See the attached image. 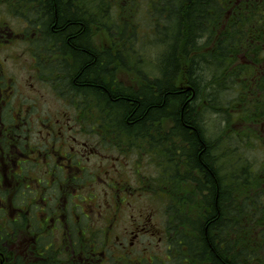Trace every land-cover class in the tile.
Here are the masks:
<instances>
[{"label":"trees","instance_id":"16d2710c","mask_svg":"<svg viewBox=\"0 0 264 264\" xmlns=\"http://www.w3.org/2000/svg\"><path fill=\"white\" fill-rule=\"evenodd\" d=\"M12 1L16 2L3 0V3L12 6ZM140 1L23 0L19 6L26 11L18 13L40 33L33 41L36 48L42 41L46 45L45 54L52 44L56 45V62L49 63L51 73L58 78L66 75L62 80L66 81L67 93H75L81 107L90 97L97 100V108L104 117L100 116V121L95 123L96 129L101 126L105 135L116 132L117 137L124 140L161 128L169 134L167 139L162 136L160 145L166 147L167 141L172 142L173 138L187 143L181 156H187L189 168L198 170L202 176L201 180L196 179L199 188L194 194L184 190L158 193L163 200L181 209L190 211L188 205L197 204L192 209V216L197 214L196 217H173L175 227L171 230L172 236L169 234L170 252L176 254L174 258L170 256L175 260L173 264H264V250L245 245L253 240L254 235H251L257 226L264 224L259 219L264 206L260 205L256 191L259 188L256 185L263 181L260 183L254 176L251 165L238 159V172L228 173L234 182L226 181L223 186L218 167L223 161L221 157L227 156L219 143H208L201 120L205 108L200 111V106L205 98L211 101V110L217 113L229 114L239 106L235 105L236 101L223 104L217 92H211L210 97L205 95L208 81L203 72L197 73L200 63L204 60L210 63L214 68L212 77L219 82L217 85L225 86L228 91L238 86L237 102L249 103L244 105L248 112L242 120L262 118L252 114L264 113L263 68L255 78L261 90L255 91L252 104L248 92L255 86L245 84L253 83L254 65L264 66V0H152L148 13L154 25L153 37L168 41L160 57L163 78L150 80L144 76V82L139 81L136 89L116 78V71L126 68L121 63H125V58L117 42L124 41L125 37L131 45L138 38L143 41L141 35H145V31L136 20L141 13ZM91 24L106 28L107 37L108 34L120 35L121 40H114L108 48L104 43L96 46ZM39 59L46 61L41 50ZM239 79L243 80L238 83ZM175 121V127L165 128ZM248 135L251 132L239 133L247 147ZM156 138L152 135L151 139ZM217 149L219 155L215 154ZM168 154L171 157V153ZM203 173L207 178H203ZM180 178L189 179L184 175ZM194 196L198 200L194 201ZM257 238L264 239V231Z\"/></svg>","mask_w":264,"mask_h":264},{"label":"rangeland","instance_id":"374dc122","mask_svg":"<svg viewBox=\"0 0 264 264\" xmlns=\"http://www.w3.org/2000/svg\"><path fill=\"white\" fill-rule=\"evenodd\" d=\"M15 1H12V6H9L3 3V0H0V21L7 22L10 28L13 29V32L19 34L17 42H11V46H5L6 48L0 51V59L3 60L10 75L19 81L26 79L25 84L28 90L33 89L32 92H36L35 98L29 99L28 105H26L29 108L26 111H32L36 118L40 117L38 120H42L41 116L50 114L51 121L59 125V128H62L65 124L60 120L64 118L66 124L71 123L74 126L71 130L66 125L64 133L65 135L68 134V136L73 135L75 137L76 140L70 145H74L76 149L83 153V165L90 168L89 170L92 173L91 178L93 180L91 181V178H89L90 175L89 177L83 178V182L87 181L88 183L85 184L84 191L81 193L88 196L89 192H94L96 196L93 202L99 205H106L109 202L115 203L116 198L112 191V185L115 184V180H123L127 188L135 189L133 193H136V196L131 195L128 197L127 200L130 203L124 206L125 208L121 215L115 220L117 223L113 233L116 238L118 236L119 240H116L117 243L114 244V263L109 264H173L175 261L173 258L176 254L173 252V256L170 252L171 247L169 246V234L172 236L171 230L175 227L172 223L176 222V219L173 220V217L180 218L185 215H191L193 217L192 209L194 206L197 207V204L188 205L190 211L181 209L172 206L169 201L166 202L163 200L162 197L158 196V193L166 191L173 194L179 192V190H184L194 194L195 190L199 188L200 183L196 179L201 180L202 176L198 173V170L189 168L186 159L187 156H181V151H186L185 146H187V143L173 138L172 142L170 141L171 139L167 141L166 147L160 145L162 138L155 142L158 132L160 133V137L163 136L164 139H167L169 134V131L162 130L161 128L157 130L151 129L149 133L147 131L136 137L129 136L124 140L118 138L116 132V134L113 132L110 135L108 133L105 135L104 131L100 128L101 126L96 129L97 126L95 123L100 121V116L104 117L99 108H97V100L95 101L90 97V100L84 101L86 104H81L83 105L82 107H86L87 109L82 108L80 106V100L78 101V96L74 95L75 93H66L67 90H62V96V94L57 92L59 90H56L52 83L46 85L40 77H36V71H34L32 64H34V59L40 58V50L45 55L46 60L48 59L49 62L54 63L56 48L53 44L50 47L48 45L47 48H49L44 54V46L46 47V45L42 41L41 44L37 45L38 48L35 45H31L30 47L26 44V37L31 36L33 38L34 31H37L35 26L29 24L26 18L19 15V13L26 11L19 6V2L23 0ZM151 1H140L141 13L138 14L139 17L136 20L140 21L142 30L145 31V35H141L143 39L141 42L140 38H138L131 45L125 41L128 39L127 37L124 38V41L121 40L120 35L114 36L108 34L107 37L106 28L104 30L100 26L97 28L96 25L91 24L96 46L104 43L103 46L108 48V44H112L114 40H121L117 44L120 43L118 47L122 48L121 54L125 58V63H121L126 68L117 70L116 78L122 84L136 89L139 87V81L141 83L144 82V76H148L150 80L163 78L160 70V57L165 53V46L168 41L165 39L158 41L153 37L154 25L148 13ZM39 34L36 33L35 38ZM42 37L43 34L39 39L41 40ZM28 41L30 44L33 43L32 39ZM34 65L36 66V64ZM200 67H198L199 70L197 73L201 74L203 72V76L208 81L206 84L207 87H204L205 95L210 97L211 92H217L222 97L223 104L228 105V101H236L234 102L235 105L240 108L241 106L237 102L240 95V92L238 93V86H234L229 91L225 90V86L221 87L217 85L219 82L217 83L214 80L215 78L212 77L214 68L212 66L210 67V63L204 60L200 63ZM257 70L259 71L257 72ZM261 71L262 68H260V65H256L255 76L260 75ZM54 75L56 76V74ZM255 76L252 78H255ZM225 79L221 82L222 84ZM219 80L221 81L222 79L220 78ZM242 80L239 79L238 83ZM178 85L180 84L178 83ZM245 85L254 87V84L252 83L250 85L249 82ZM73 95L74 97H72ZM248 95V98H251L253 101L254 98L250 96L249 92ZM205 99L203 106H200V111H203L205 108L201 116L204 137L207 138L210 145L213 142L219 143L221 150L225 153V157L227 156L225 159L221 157L223 161L222 163L220 162V167H218L219 176L224 183L223 186H225L226 181L228 183L234 182L228 176V173L234 172V170L238 172V159H243L247 165H251L252 171H255L254 176L260 180V183L263 181L260 185H256L259 187L256 191L259 192L258 200L260 205L264 206V125L261 126L264 124V117L255 121L254 125H251L252 120L247 122L238 119V107L237 110H230L228 112L229 114L226 112L217 113L211 110V101L207 98ZM14 105L18 110L25 104L21 101H15ZM43 111L44 113H36ZM34 123L40 122L36 120ZM170 126L171 124L169 123V127L165 128L169 129ZM244 126L256 128V131L251 132L252 136L248 135L247 141L249 147H247V144L242 143L239 138V132ZM38 129L40 127L35 128V130L32 129L31 137L34 143L40 144L42 140H39L43 134L46 135L47 129L43 130V134ZM152 135L155 136V141L154 139L152 141ZM131 143L133 146L129 147ZM168 153H171V157ZM215 154L219 155L218 149L215 151ZM171 159L173 160L172 162L170 161ZM183 175L189 179L186 181L180 180V177ZM220 178L219 183L220 187H222ZM110 181L112 185L109 183ZM76 187L78 186L76 185ZM140 188H142L143 192L137 194ZM69 195L70 193L67 196ZM57 197L58 195L56 194V197H54L56 200H53V205L56 206H58L57 201L59 200L60 203V200H62V198L57 199ZM193 198L194 201L198 200L197 196ZM194 213H197V210ZM259 217L260 222L264 223V213ZM140 218L144 220L149 219L151 223L150 227L156 234L141 235L138 239L136 238V244L129 248L126 244H128L130 232L131 230L137 231L135 226ZM98 220L104 221L100 218V215ZM262 231H264V224L257 226V229L251 235H254L252 237L253 240L250 242L247 241L245 245L256 246L257 251L259 249L263 252L264 239L257 238ZM120 256L124 257L118 259ZM117 259L118 261H116Z\"/></svg>","mask_w":264,"mask_h":264},{"label":"flooded vegetation","instance_id":"af4514ba","mask_svg":"<svg viewBox=\"0 0 264 264\" xmlns=\"http://www.w3.org/2000/svg\"><path fill=\"white\" fill-rule=\"evenodd\" d=\"M4 23L7 22L0 21V51L19 39V34L13 32L10 26H3ZM36 33H33L34 39ZM33 38L26 37V44L30 47L33 43L30 44L28 40L34 41ZM49 63L48 59H34L36 66H32L36 77H40L46 85L52 83L63 96L66 81L62 79L66 75L60 78L53 75ZM260 68L264 72L262 65ZM253 70L255 72L256 65ZM8 71L0 59V264L114 263V244L119 240L113 233L117 223L115 220L121 215L124 206L130 203L128 197L136 196L133 193L135 189L127 188L120 179L115 180L113 185L110 181L116 202L106 205L93 202L96 196L94 192H89L88 196L82 194L88 183L83 182V178L89 175L91 178L92 173L90 168L83 165V153L70 145L76 140L75 137L64 133L66 125L71 130L74 126L66 124L62 117L64 119L60 120L65 124L59 128V125L51 121L50 114L41 116L42 120H38L40 117L36 118L32 111H26L29 99L35 98L36 92L28 90L26 79L19 81ZM258 77L259 74L255 76ZM255 78V87L249 92L252 98L255 97V91L264 89V83L260 89V82L256 83ZM15 101H21L25 105L17 110ZM245 104L249 103L238 102L241 106L238 108V119L242 120L243 115L248 112V109L244 110ZM252 109L255 108L252 106ZM252 115L264 117L263 111L256 114L253 112ZM36 120L40 123L35 124ZM255 121L252 120L251 125ZM176 125L175 121L171 127ZM37 127H40L38 130L42 134L47 129L46 135L43 134L42 138L39 136V141L42 140L40 144L34 143L31 137L32 129ZM247 130L252 132L256 128L244 126L240 132L246 135ZM157 137L155 142L162 138L159 132ZM203 174L205 178L206 174ZM141 192L142 188L137 194ZM56 194L57 199L62 198L60 203L57 201L58 206L53 205ZM98 214L104 221L98 220ZM150 226L149 219L140 218L135 226L137 231L131 230L126 246L133 247L136 238L141 235H155L156 232Z\"/></svg>","mask_w":264,"mask_h":264}]
</instances>
